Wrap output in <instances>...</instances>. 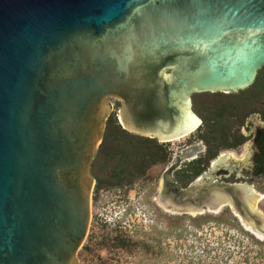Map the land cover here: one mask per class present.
Returning <instances> with one entry per match:
<instances>
[{"label": "water", "instance_id": "1", "mask_svg": "<svg viewBox=\"0 0 264 264\" xmlns=\"http://www.w3.org/2000/svg\"><path fill=\"white\" fill-rule=\"evenodd\" d=\"M263 67L264 0H0V264H79L113 101L125 130L177 139L201 126L194 94L247 89ZM201 181L176 185L264 237L248 184Z\"/></svg>", "mask_w": 264, "mask_h": 264}, {"label": "flooded vegetation", "instance_id": "2", "mask_svg": "<svg viewBox=\"0 0 264 264\" xmlns=\"http://www.w3.org/2000/svg\"><path fill=\"white\" fill-rule=\"evenodd\" d=\"M205 93V114L203 117L199 116L204 137L196 143L185 140L179 146L181 147L179 152L176 139L159 140L135 133L108 136L107 142H104L103 138L92 163L94 187L91 223L87 236L91 243L87 250L90 252L89 259L96 262L91 264H117L118 259L122 260L121 254L135 253L141 249L144 251L140 231L144 227L147 203H155L174 213L178 208L183 212L187 208H199L197 207L199 197L193 200L186 199L180 194L176 184L181 188H187L202 178L204 186H210L215 182L236 185L246 183L252 188L257 181H264V97L252 98L254 108L257 109L240 126L237 125V120L232 125L228 118L233 114L222 110L224 106H229L228 104L210 102L212 99L222 98L215 94L233 93ZM253 115L258 122L253 119ZM119 124L121 125L120 120ZM239 133L247 139L237 145ZM227 142L230 145H227ZM194 144L201 145V150L192 158L182 159L179 166L166 175L165 186V174L176 163L182 151ZM245 146L249 147L247 155L239 157L238 152ZM225 155L228 158L223 160L222 157ZM201 157L203 159L201 175L184 187L182 177H190L192 163ZM227 204L231 205L229 202ZM204 208L209 207L208 205L201 207ZM78 258L79 264H82L79 254Z\"/></svg>", "mask_w": 264, "mask_h": 264}, {"label": "rangeland", "instance_id": "3", "mask_svg": "<svg viewBox=\"0 0 264 264\" xmlns=\"http://www.w3.org/2000/svg\"><path fill=\"white\" fill-rule=\"evenodd\" d=\"M250 88L252 87L233 94H243ZM255 91L253 88V92ZM113 105L114 110L110 116H116L119 123L118 109L121 102L113 101ZM252 117L258 122L256 116L253 115ZM200 127L203 129L202 124ZM106 133L107 125L104 142L109 140L107 139L108 136L117 135V133H109V131L108 135ZM126 134H131V132L123 133V135ZM185 140H190L192 143L201 141V139H198V129L191 134L176 139L175 143L178 152L181 150L179 146ZM248 151V146L243 147L238 152L240 153L239 157H245ZM196 178L182 177L180 179L183 186L186 187ZM190 179L191 181H189ZM252 188L258 195L254 208L264 215V181H257L256 184L252 185ZM154 204L147 203L144 217L145 223L143 224V230L140 231L143 236L144 251L141 249L135 253L121 254L122 260L118 259L117 264H233L242 258L237 255V250H240L237 247L238 239L244 241L246 245H251V247H254V245L250 236L264 243V237H259L250 226L242 222L240 216L236 214L233 207L229 204L221 206L218 210L204 208L194 213L183 212L182 210L174 213ZM90 243L87 237L83 244V249L79 251L82 264L96 262L94 259L93 261L89 259L90 252L87 249L90 248ZM254 248L259 250L262 247L256 246ZM233 251L236 252L232 257H225L226 253Z\"/></svg>", "mask_w": 264, "mask_h": 264}, {"label": "trees", "instance_id": "4", "mask_svg": "<svg viewBox=\"0 0 264 264\" xmlns=\"http://www.w3.org/2000/svg\"><path fill=\"white\" fill-rule=\"evenodd\" d=\"M264 68H262L257 77L255 82L250 86L252 88L248 89L243 94H215L220 95L222 98L220 100H210L213 104H228L229 106H224L222 108L223 111L231 112L233 115H231L228 120L231 122L232 125L235 124L237 120V125H243L247 119V117L254 112L256 107L254 108V102L252 100L253 97L259 96L260 98L264 97ZM256 87V88H255ZM253 88L256 90L253 92ZM205 95L206 93H198L194 95V111L201 117L205 114ZM233 95V96H232ZM212 96H214L212 94ZM235 96V97H234ZM237 97V98H236ZM113 130V131H112ZM117 133V135H122L123 133H127L125 129L121 127V125L118 123L117 117L110 116L107 121V133ZM203 129L201 127L198 128V139H203ZM247 137H245L243 134L239 133L237 135V145L243 143ZM107 141V140H105ZM192 143V142H191ZM227 145H230L228 142ZM101 150V148H100ZM203 159L202 157L195 160L192 163V173L190 174L191 179H195L199 175H201L203 171L202 167ZM191 179L189 181H191ZM251 242L254 245V247H262L259 250H255V248L251 245L244 244V241L241 239L237 240V247L240 248V250H237V255L241 256V260L234 262L233 264H264V243L259 241L258 239L254 238L253 236H250ZM236 251L226 253L225 257H232Z\"/></svg>", "mask_w": 264, "mask_h": 264}, {"label": "bare ground", "instance_id": "5", "mask_svg": "<svg viewBox=\"0 0 264 264\" xmlns=\"http://www.w3.org/2000/svg\"><path fill=\"white\" fill-rule=\"evenodd\" d=\"M228 157H227V155H225V156H223L222 157V159L223 160H226ZM253 188H251V187H247V192L248 193H246V199L248 200V202L250 203V205L251 206H253L254 207V203L256 202V200H257V198H258V195L256 194V192H254L253 190H252ZM223 204H227V202H225L223 199H218V197L217 198H215V199H213L212 201H211V204H209L208 205V207L209 208H212V209H217L219 206H221V205H223ZM183 209H185V208H183ZM178 210H180L179 208H178ZM197 210H201V209H199V208H187L186 209V211L185 212H188V211H190V212H196ZM238 215V214H237ZM239 216V215H238ZM241 220H242V222H244L246 225H248V226H250V228H252V230H253V232H255V234H257V232H256V228H255V226H254V223H253V221H249V220H245V219H242L241 218ZM263 225V224H262ZM260 237V236H259ZM262 237V236H261Z\"/></svg>", "mask_w": 264, "mask_h": 264}]
</instances>
